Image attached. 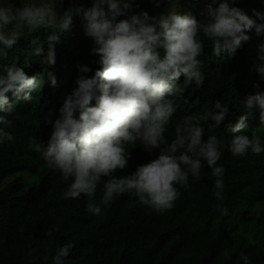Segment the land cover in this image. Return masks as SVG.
I'll list each match as a JSON object with an SVG mask.
<instances>
[{
  "label": "clouds",
  "instance_id": "obj_1",
  "mask_svg": "<svg viewBox=\"0 0 264 264\" xmlns=\"http://www.w3.org/2000/svg\"><path fill=\"white\" fill-rule=\"evenodd\" d=\"M133 6L134 0H91L90 7L70 3L58 14L47 0H27L18 7L0 0V61L27 33L47 28V47L39 45L33 52L46 68L53 66L60 34L69 30L74 16L82 19L94 45L91 52L98 56L94 71L78 66L74 87L64 90L45 115L48 135L38 129V120L15 126L8 118L16 107L9 99L33 102L40 76L27 75L16 63H0V210L30 217L24 221L35 220L43 237L63 242L54 254L45 251L43 264H67L84 235L121 238L134 226L150 237L153 264H173L191 238L214 242L230 232H241L242 239L258 231L264 242V160L248 175L239 162L229 161V154L238 160L264 159V136L250 129L254 118L258 122L256 112L264 125V90L244 97L243 112L223 123L218 139L204 138L202 122L210 120L208 126L219 128L229 112L219 100L195 122L183 117L174 138L165 134L176 111L174 82L183 76L199 88L204 81L199 34L211 42L214 56L231 57L250 39L249 32L264 36V11L254 9L250 16L235 0H212L201 22L178 11L149 15ZM257 57L264 61V41ZM256 71L264 79V64ZM46 75L54 85L53 72ZM140 153L151 160L140 165L135 159ZM189 179L206 185L209 210L182 196ZM33 184L44 192L41 204L68 218L65 233L46 232L39 206L24 205L11 195L19 185ZM136 204L144 211L135 210ZM79 210L91 215L89 225L81 216L84 226L78 225L74 216ZM161 221L162 230L156 224ZM240 260L236 264H264V259L251 262L244 253ZM27 264H33L31 254ZM189 264L211 263L197 254Z\"/></svg>",
  "mask_w": 264,
  "mask_h": 264
},
{
  "label": "trees",
  "instance_id": "obj_2",
  "mask_svg": "<svg viewBox=\"0 0 264 264\" xmlns=\"http://www.w3.org/2000/svg\"><path fill=\"white\" fill-rule=\"evenodd\" d=\"M9 6H22L27 0H5ZM40 3L43 0H35ZM57 13L66 9L70 3H80L84 7L91 6V0H47ZM212 0H134L133 11H147L149 15H159L165 11H178L189 14L201 22H205L202 10ZM235 5L248 15L253 14V10L264 11V0H235ZM123 18V17H120ZM50 30L41 28L35 32L27 33L21 38L18 45L9 51L8 57L0 63L12 64L24 67L27 75L38 74L41 78L40 89L33 92L35 99L33 102H25L21 98L9 99L10 103H15V111L8 117L15 126H25L26 122L38 120L42 125L39 130L48 135L50 125H44V117L53 111V105L57 104V99L64 90H71L78 73V66L89 65L94 71L98 64L96 54L91 52L94 46L90 37L86 36L83 28V21L79 16L73 17V22L69 30L60 34V41L55 46V64L46 66L42 63V57L34 54L33 49L39 45L47 47L46 37ZM250 39L242 43V46L231 57H216L211 52V42L207 41L203 34H199V39L204 43L201 60V71L204 76L202 85L197 88L194 84L188 83L183 76L177 81L176 95L172 97L176 111L166 126V136L174 138L176 127L179 121L188 116L193 122L200 119L209 110L215 101L219 100L229 108L225 120L219 128L214 129L208 126L211 121L202 122L205 128V139L215 135L217 139L220 134H224L223 123L236 118L244 108V97L259 90H264V79H261L256 71V67L264 64L257 57L258 45L264 41V36H257L254 31L248 33ZM51 71L55 76L53 85L47 78L46 72ZM92 71L87 73L91 76ZM60 85V86H59ZM256 85H259L257 88ZM56 86H59L57 89ZM53 92V94H52ZM51 94V95H50ZM256 122L250 128L264 136V125L260 124L259 114L256 112ZM241 157H234L229 154V161L239 162L246 175H248L264 159L259 157L238 160ZM140 165L147 163L151 159L148 155L140 153L136 155ZM261 160V161H260ZM182 190V196L193 199L200 204L204 210H209L212 199H206L208 189L202 180L189 179L188 185ZM42 192L38 184H33L29 188L19 185L12 192L13 198L20 203L39 206L41 222L46 226V232L54 233L66 232L64 221L68 218L57 216L50 211L47 205L41 204L39 195ZM18 203V202H17ZM5 207H9L4 203ZM136 204L135 210L144 211ZM76 212L80 227L84 223L81 216L89 225L91 215L85 214L82 210ZM17 216V217H15ZM30 217H20L10 208L8 211L0 210V264H27V259L31 254L33 264H43L41 256L46 250L53 254L57 247L63 242L53 241L45 235L35 220L24 221ZM160 230L162 221L156 223ZM188 226L187 223H183ZM136 226L130 227L126 237L116 238L113 235L100 234L98 237L90 238L84 235L81 245H75L71 250L67 264H153L150 261L154 246L151 244L147 234H140ZM256 234L245 235L242 239L241 232L235 234L230 232L221 235L216 241H195L191 240L180 247L179 258L173 264H189L192 255L204 256L211 264H236L240 260V253L246 254L251 262L264 259V242ZM167 253L169 250L167 248ZM172 264V263H171Z\"/></svg>",
  "mask_w": 264,
  "mask_h": 264
}]
</instances>
